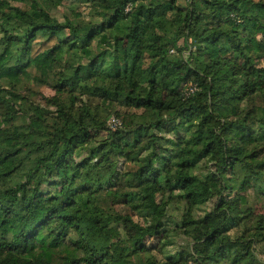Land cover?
Here are the masks:
<instances>
[{
    "label": "trees",
    "instance_id": "obj_1",
    "mask_svg": "<svg viewBox=\"0 0 264 264\" xmlns=\"http://www.w3.org/2000/svg\"><path fill=\"white\" fill-rule=\"evenodd\" d=\"M77 1L92 19L0 0V124L27 128L11 146L0 127V264H261L247 192L264 196V0ZM39 36L55 40L35 52ZM32 83L45 104L21 94ZM180 233L186 254L167 250Z\"/></svg>",
    "mask_w": 264,
    "mask_h": 264
},
{
    "label": "rangeland",
    "instance_id": "obj_2",
    "mask_svg": "<svg viewBox=\"0 0 264 264\" xmlns=\"http://www.w3.org/2000/svg\"><path fill=\"white\" fill-rule=\"evenodd\" d=\"M8 1L10 2L11 5L19 6L23 9H27L29 6V0H8ZM39 1L42 4V6L45 7L49 11V13L53 17L57 18L59 21H63L64 18L69 17L71 19L76 18L83 23L93 18V14L91 13L93 10V7L89 3H83L77 0H74V1L73 0H62L60 2L56 0H39ZM58 35L63 36L65 35V32H61ZM45 38L46 36H39L38 39L35 41V44H34L35 52H37L38 50L42 48H46L52 45L55 40V39H52L50 41H47V39ZM126 82L130 87L134 86V80L132 79L130 75L127 76ZM30 86L32 88V91L24 89V91L23 90L21 91V94L26 95L27 98H29V100H32L35 103L45 104V101L43 100L44 97L42 96L47 97V96H51L54 93L52 88L49 87L48 85H36L32 83ZM0 88H1L0 96L5 95L6 98H9L10 97L8 94L9 87L6 85V82H4L3 79H0ZM84 99L87 100L89 105L93 107H97V110L100 112L102 116L107 115L106 122L108 118L114 114V111H115L114 108L113 107L106 108L105 105H103L100 102V99L92 98V97L90 98L85 97ZM5 105L6 103L4 102V100L0 99V113L1 114L7 111V108L5 107ZM54 108L55 107L50 106V109H54ZM14 109L17 110L18 107L15 106ZM25 124L26 123L24 122V118L22 117L21 113H18V115L15 118V122L13 124L1 122L0 127L3 130L7 129L4 131V133L5 135L9 137V143L11 146L22 143L23 141L22 132L27 131V128H25ZM102 137H103L102 135L101 136L99 135L96 138L101 139ZM32 168H34V163L25 162L20 168L17 169V171L13 173V175L9 178V182L12 184L22 182L25 178V175L30 170H32ZM38 174H39V170L38 169L34 170L32 171L31 177L34 178ZM247 195H248L249 204L252 206L254 214H264V196L257 195L252 189L248 190ZM209 206L210 204H207L206 206H203L201 210H203L204 208H208ZM246 206L247 205L242 206V208ZM114 208L117 211L127 212L128 214H130L128 209L123 207L120 204L115 205ZM182 211H183L182 206H179L173 210H170L168 212V215L170 217L174 215V217L177 218V216L180 215ZM197 212L199 214H202V211L197 210ZM133 217L135 220H139L137 216H133ZM203 234H204V228L200 226H197L194 228L193 230L194 236L201 238ZM173 240H174L173 245H170L169 247H167V250L171 252L179 251L183 249L184 253L186 254V251L190 250V247L192 246V240L190 241L189 237L183 233H180L177 236H175ZM157 241H158V238L146 239V244L150 246L153 244H157ZM194 245H195V248H197L196 245L199 247L197 243H195ZM257 252L259 253L258 256L260 259V263L264 264V247L262 246L257 247ZM153 254H155L158 259L163 258V254L157 252V250H154ZM188 264H195V263L192 260H189Z\"/></svg>",
    "mask_w": 264,
    "mask_h": 264
},
{
    "label": "built area",
    "instance_id": "obj_3",
    "mask_svg": "<svg viewBox=\"0 0 264 264\" xmlns=\"http://www.w3.org/2000/svg\"><path fill=\"white\" fill-rule=\"evenodd\" d=\"M174 50H171V52H173ZM195 88L193 86H190L186 93H189V92H192ZM108 124L111 126V127H117L121 124L120 120L114 116H111L109 117L108 119Z\"/></svg>",
    "mask_w": 264,
    "mask_h": 264
}]
</instances>
